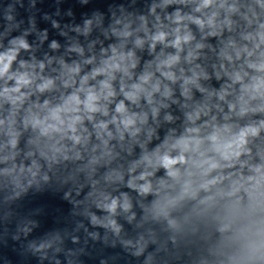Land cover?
<instances>
[{
    "label": "clouds",
    "instance_id": "clouds-1",
    "mask_svg": "<svg viewBox=\"0 0 264 264\" xmlns=\"http://www.w3.org/2000/svg\"><path fill=\"white\" fill-rule=\"evenodd\" d=\"M0 264H264V0H0Z\"/></svg>",
    "mask_w": 264,
    "mask_h": 264
}]
</instances>
